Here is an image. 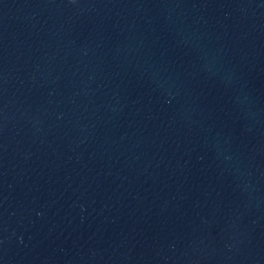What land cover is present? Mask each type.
<instances>
[{
	"label": "water",
	"instance_id": "95a60500",
	"mask_svg": "<svg viewBox=\"0 0 264 264\" xmlns=\"http://www.w3.org/2000/svg\"><path fill=\"white\" fill-rule=\"evenodd\" d=\"M0 264H264V0H0Z\"/></svg>",
	"mask_w": 264,
	"mask_h": 264
}]
</instances>
